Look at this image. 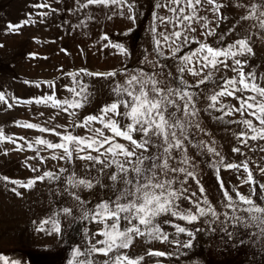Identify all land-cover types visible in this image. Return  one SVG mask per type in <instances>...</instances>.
Returning a JSON list of instances; mask_svg holds the SVG:
<instances>
[{
  "label": "rangeland",
  "instance_id": "rangeland-1",
  "mask_svg": "<svg viewBox=\"0 0 264 264\" xmlns=\"http://www.w3.org/2000/svg\"><path fill=\"white\" fill-rule=\"evenodd\" d=\"M138 13L135 22L120 15V9L115 7L106 8L101 5H91L81 8V3L86 0H0V92L4 93L7 103L0 102V130L5 136H11L9 140L0 142V177H8L9 180L0 179V254L10 259H17L21 264H68L72 259L71 251L75 247L82 249L90 247L97 239L103 237L96 235L103 225L97 224L91 219H83L79 202L71 195L78 192L81 199L87 201L86 207L94 209L95 205L104 199H115L113 191L107 187L111 181L96 168L90 167L91 162L74 159L67 162L52 159L53 150L34 141L44 138L59 142V138L52 132H41L39 128L29 129L18 126L17 121L30 122L40 128H55L58 132L72 131L76 135H86L83 128H72L70 124L75 120H82L84 116L96 114L99 109L111 103L115 96L111 89L117 82L123 81V71L115 78H102L96 76H78L77 78L90 85L89 91L93 93L89 103L82 109L77 110L75 117L58 108L45 104L17 103L35 97L51 95L53 89L45 81L54 82L56 85L57 99L71 98L65 85L72 86V77L69 73H76L81 68L89 72L102 73L115 69L127 68L133 71L143 68L148 72L160 70L161 64L171 65L164 67L163 71L173 73V78L179 82L180 74L176 71L179 60L171 59L170 49L165 48V57L158 56L154 51L152 33L153 11L162 10L154 7L155 0H134ZM222 5L218 18L212 12L211 5L200 9V15L207 17L211 28L216 32L213 36L205 38L202 33L205 29L195 25L197 39L216 46L226 47L235 40L246 38L252 48L251 54L238 56L245 63L246 72H255L258 82L264 86V28L260 26V20L264 17L249 14L255 4L260 12L261 0H217ZM48 4L47 8H39L34 5ZM126 11V10H125ZM47 13V15H38ZM111 17V19H109ZM25 19H31L34 23L25 25L19 33L6 30L9 22L17 24ZM131 30V31H129ZM162 30V29H158ZM107 34L109 40L121 43L128 49V55L119 54L114 48H105L107 40L102 39ZM223 35V40L220 39ZM196 44L190 45L182 52L195 49ZM62 49L66 51H62ZM30 54H35L30 55ZM179 55V54H178ZM148 62H145V61ZM230 67L216 72L212 81L197 86L196 81L203 77H193L184 73L189 91L197 93L196 108L198 114L190 118L193 123L188 129V139L184 143V149L173 152L174 159L169 163L177 167H186L192 171L196 179L185 178L183 173H169L168 179H173V187L187 189L186 196L194 192L193 200L200 203L201 207L206 196L211 205L216 209L219 221H214L211 216L202 217L198 221L188 224L187 221L179 220L170 215L157 218L161 227L169 233V240H149L147 237H133V242L128 249L120 251L130 258L143 257L140 264H264V236L260 229L252 224L246 228L236 225L228 216H247L246 213L224 207L227 201L217 180V168L220 179L224 181L225 188L235 199V188L241 194L248 196L255 187L256 192L252 198L258 203L264 204V190L260 188L264 184V140H249L247 145L240 142L239 133L247 131L243 125L229 123L241 119L239 113L225 116L223 120L217 117L223 115L221 111L208 107V97L219 91L221 78H230L235 73L231 70L232 61L227 62ZM155 65V67H154ZM41 82L40 86L34 83ZM171 83V78H169ZM171 86L175 87L176 84ZM238 95H250L243 93ZM221 102L239 107V102L233 97H221ZM182 103V102H181ZM11 104L12 107H8ZM219 108V105H217ZM71 111V110H70ZM178 115L183 116L181 111ZM244 119H253L245 113ZM200 125L197 128L196 124ZM253 123L259 127L258 121ZM59 126V127H57ZM99 127V125H94ZM202 129V130H201ZM251 135V133H249ZM23 137V139H21ZM121 143H127L120 140ZM33 143V148L27 147ZM214 147L224 157V163L248 162L249 169L253 173L255 184L241 183L247 178V173L241 168L225 169L219 162V157L209 152L207 147ZM18 147L20 150H17ZM233 148H239L240 152H233ZM44 158L43 163L37 157ZM155 152L156 149H151ZM59 156L61 153H55ZM147 154V153H146ZM189 158L187 165L180 164L182 155ZM32 157V159H28ZM29 165L31 167H29ZM88 166V167H86ZM32 168L38 171H32ZM67 171L60 173V169ZM114 170V169H112ZM44 171H52L60 175V180L37 181L32 188L19 187L10 183V180L27 181L42 175ZM80 178H91L93 183L99 179L105 187L95 186L92 189H73L67 184V177L72 172ZM90 173V176H88ZM161 179H164L161 176ZM199 180V184H197ZM203 186L204 193L200 192ZM15 188L21 195H17L12 189ZM67 190V191H66ZM119 193H116L118 195ZM180 210L193 209L195 205L188 200L177 201ZM72 209V215H65L61 209ZM244 207L241 205V208ZM55 215L61 224L62 233L48 236L36 231L40 220ZM170 220L172 224H180L193 231L192 247L184 248L190 237L184 233L177 236L172 224L163 223ZM205 220L208 223H205ZM127 222L122 221V224ZM50 227V226H49ZM202 229V231H195ZM212 229H215L213 231ZM228 233H233L229 236ZM178 239L181 243L173 241ZM149 251H163L171 255L163 257L149 255ZM98 264H103L107 259L102 255H94Z\"/></svg>",
  "mask_w": 264,
  "mask_h": 264
},
{
  "label": "snow or ice",
  "instance_id": "snow-or-ice-1",
  "mask_svg": "<svg viewBox=\"0 0 264 264\" xmlns=\"http://www.w3.org/2000/svg\"><path fill=\"white\" fill-rule=\"evenodd\" d=\"M91 5L118 8L121 10V16H126L133 22L138 15L134 0H86V3H81L80 7L87 8ZM206 5H211L210 10L216 13L218 18H226L219 16L222 5L217 0H155L154 7L162 10L165 14H161L159 11L152 13L150 31L154 44L153 51L158 56L165 57L164 49L168 48L171 52L170 58L179 60L180 63L176 65V71L180 74L178 83L173 78L171 71L166 73L163 71L164 67L170 68V64H161L160 70L155 72H148L143 68L130 72L124 68L93 73L81 68L76 73H69L72 77V86L65 85V88L71 93L70 99H57L55 83L45 81L44 83H48L49 87L53 89L51 95L46 94L43 97L24 101L17 100V103L49 105L75 117L77 110L84 108L93 95L89 91L90 85L78 79V76L115 78L123 71V81L115 83L111 89L115 99L111 103L103 105L96 114H89L84 116L82 120H74L70 124L72 128L86 129V135H76L67 130L61 133L55 128H40L34 123L17 121L18 126L29 129L39 128L41 132H52L59 138V142L44 138H37L34 141L37 145L53 150L52 159L70 163L75 157L82 161L91 162L90 167L96 168L98 165V171L104 175L105 179L111 181L107 187L113 191L115 199L101 200L91 210L86 207L87 201L82 200L78 192L73 191L71 193L83 209V219H91L97 224L103 225L96 233L103 239H97L91 243L90 247L84 249L73 248L71 251L72 259L69 260L68 264H98L94 259L96 254L107 257L103 264H140L143 257L130 258L120 250L128 249L134 236L147 237L149 240L161 242L168 241L169 233L157 221V218L163 215H170L179 220L187 221L188 224L209 216L214 221H219L216 209L206 196L203 200L206 207H201L199 202L192 199L196 193L193 192L191 196H186L187 189L174 188L175 181L168 179L169 173L178 172L183 173L185 178L196 179L194 173L186 167H177L169 163L174 159V151L184 149V143L188 139V129L193 123L190 118L198 114L196 108L197 93L188 90L190 85L184 79V73H189L193 77H201L203 74V77L196 81L197 86L203 85L207 81L213 80L221 66L224 69L229 68L230 65L227 62L231 60V70L235 75L230 78H221L222 83L219 91L208 97L210 100L208 107L221 111L223 115L217 117L221 120L225 116H231L234 112L240 114V120L228 122L243 125L247 129V131H241L238 134L242 144L247 145L249 140H264V86L258 82L255 72L245 71L246 62L237 58L252 53L249 41L246 38H241L226 47H216L207 43L206 39L204 41L197 39L195 25L205 29L202 33L205 38L213 36L216 32L215 28L210 27L207 17L199 14L200 9ZM34 6L49 7L48 4ZM259 7L264 8V0H261ZM252 8L253 11L249 17H243V19H248L252 15H258V18L264 17V12H260L257 5L253 4ZM38 15H47V13H39ZM32 23L34 21L31 19H25L17 24L9 22L6 30L18 34L22 27ZM260 26L264 28V19L260 20ZM101 38L108 41L104 45L105 48L112 47L124 56L129 54L125 45L109 40L107 34ZM220 39L223 40V35ZM192 44H196L197 47L182 52L183 49ZM2 46L0 45V47ZM62 51L66 50L62 49ZM30 55L34 56L35 54ZM165 59H169V57H165ZM169 78H171V83H169ZM25 83H34L35 86L39 87L41 82L26 81ZM172 84H176V86L173 87ZM243 93H250V95H238ZM221 97H233L239 102V107L222 103ZM0 102L7 103L2 92H0ZM8 107H12V105L9 104ZM181 111L183 116L178 115ZM245 113L258 121L259 127L253 123V119H244ZM94 125H99V127H94ZM195 126L200 128L198 123ZM4 140L12 141V137L5 136L3 130H0V142ZM120 140L127 143H121ZM12 142L15 143V141ZM198 146L207 147L203 144ZM27 147L32 149L33 143H28ZM153 148L156 149L155 152L151 151ZM17 150L20 148L18 147ZM207 150L220 158L218 163L225 169L239 171L242 168L247 173V178L241 183H256L247 161L239 164L224 163V157L216 152L214 147H207ZM57 151L61 153L59 156L55 154ZM233 152L239 153L240 149L233 148ZM36 155L43 163L44 158L40 157L39 150H37ZM28 159H32V157ZM179 163L183 165L189 163L186 154L182 155ZM29 167L31 166L29 165ZM32 171H38V169L32 168ZM59 171L64 173L67 170L61 168ZM261 171L264 172V168ZM161 176L164 179H161ZM0 179L9 180L8 177H0ZM46 179L60 180L61 177L52 171H44L42 175L28 178L26 182L10 180V183L19 187L32 188L37 181ZM217 180L224 199L227 201L224 207L232 209L233 213L241 211L247 214L246 217L235 215L229 217L228 213L225 212V219L232 220L237 226L243 225L246 228L252 224L258 227L260 234L264 236V204L258 203L252 198L256 192L255 187L251 189V194L248 196L233 188L236 197L233 199L225 188L224 181L220 179L219 168H217ZM66 182L73 189H92L97 185L105 187V185L100 184L99 179L94 184L93 179L80 178L74 171L67 177ZM196 182L197 184L200 183L199 180ZM260 188L264 190V184H261ZM12 191L21 195L15 188ZM204 191L203 186H201L200 192L204 193ZM116 193L119 194L116 195ZM261 199L264 200V197ZM180 200H188L193 203L195 205L194 210H180L177 204V201ZM241 205L244 207L241 208ZM61 211L65 215H72V209L68 207L62 208ZM122 221L127 223L122 224ZM33 223L37 224V232L48 236L62 233L60 221L55 215L40 220L38 223L35 221ZM163 223L172 224L170 220H164ZM205 223L208 221L205 220ZM172 227L177 236L186 233L190 237L182 246L184 248L192 247L193 231L180 224H172ZM212 230L215 231V229ZM195 231L199 232L202 229H195ZM228 235L231 236L233 233H228ZM173 242L181 243L178 239ZM148 254L160 257L171 255L163 251H149ZM0 264H21V262L0 254Z\"/></svg>",
  "mask_w": 264,
  "mask_h": 264
}]
</instances>
